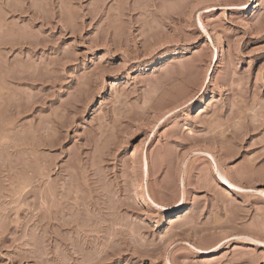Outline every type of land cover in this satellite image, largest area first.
Here are the masks:
<instances>
[{
	"label": "rangeland",
	"instance_id": "1",
	"mask_svg": "<svg viewBox=\"0 0 264 264\" xmlns=\"http://www.w3.org/2000/svg\"><path fill=\"white\" fill-rule=\"evenodd\" d=\"M248 2L0 0V264H264Z\"/></svg>",
	"mask_w": 264,
	"mask_h": 264
},
{
	"label": "snow or ice",
	"instance_id": "2",
	"mask_svg": "<svg viewBox=\"0 0 264 264\" xmlns=\"http://www.w3.org/2000/svg\"><path fill=\"white\" fill-rule=\"evenodd\" d=\"M254 3H257V0H249V2H248L247 4H241V5H228V6H226V7H229V8H232V9H236V8H240V9H248V8H251L252 5H253ZM257 7H259V4H257ZM217 10H218V9H217ZM201 27H202V26H201ZM261 39L264 40V35L261 36ZM261 51H264V50H261ZM117 72H119V70H117ZM152 131L155 132V131H156V128L154 127V128L152 129ZM149 139H152V138L149 137ZM219 179H220V180H223V183H224L225 185H228V181H227V180H224L223 177H220ZM259 187L264 188V184L259 185ZM239 191H242V192H243V191H245V189H240ZM247 191H251V189H248ZM259 195L262 196V197H264V191H261V192L259 193ZM157 207H159V205H157ZM240 239H248V237H240ZM256 243H260V241H256Z\"/></svg>",
	"mask_w": 264,
	"mask_h": 264
},
{
	"label": "bare ground",
	"instance_id": "3",
	"mask_svg": "<svg viewBox=\"0 0 264 264\" xmlns=\"http://www.w3.org/2000/svg\"><path fill=\"white\" fill-rule=\"evenodd\" d=\"M143 163H144V169H145V171H147V158H146V156L143 157ZM182 206H183V203L181 205L178 204L177 206H175V209H174L173 212H175L176 214H178L177 212L180 209V207H182ZM262 242L264 243V241H262Z\"/></svg>",
	"mask_w": 264,
	"mask_h": 264
}]
</instances>
